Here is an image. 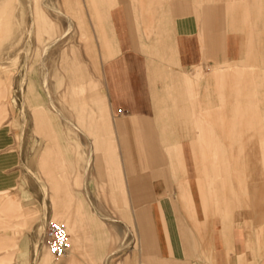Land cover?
Masks as SVG:
<instances>
[{
    "label": "crops",
    "instance_id": "obj_1",
    "mask_svg": "<svg viewBox=\"0 0 264 264\" xmlns=\"http://www.w3.org/2000/svg\"><path fill=\"white\" fill-rule=\"evenodd\" d=\"M87 3L94 14L102 16L110 31L109 36L98 35L105 58L102 73L106 94L90 95L76 107L89 104L96 108L95 104L106 96L110 108L127 114L129 119H119L112 125L96 109L83 116L77 114L78 120L86 118L90 126L99 125L105 132L95 137L88 155L78 144L68 142L63 146L56 134L59 125L55 116L63 114L48 110L50 107L54 111L52 100L43 101L36 79L29 77V114L34 128L44 135L38 164L49 183L51 211L46 220H62L69 231L71 249L62 264H107L121 249L122 239L115 224L105 217L127 218L130 223L129 197L137 209L147 264H239V259L228 262L222 243L228 244L230 231H234L228 215L236 198L248 205L250 198L264 194V183L259 181L264 177V123H258L264 118V107H257L260 101L264 105V67L250 66L253 62L264 64V0ZM28 22L30 33L39 23L44 37L52 39L54 23L38 7ZM16 23L20 24V17L16 18L5 0H0V32L11 31ZM19 31L17 28L14 35ZM60 54L63 69L69 73L66 93L81 97L79 87L94 85V81L87 79L76 55L67 59L63 51ZM197 66H213L202 84L198 82L201 76L188 74ZM201 85L202 91L194 90ZM1 94L4 90L0 89ZM11 101L16 102L17 97L11 96ZM112 128L127 134L121 141L122 148ZM181 135L190 136L197 168L195 187L205 216L212 203L225 215L217 228L221 248L213 262L205 260L202 231L207 228L197 217L183 143L175 137ZM89 166L99 189L96 208L83 195V174ZM169 176L178 184L173 191ZM252 179L258 182H250ZM0 193V264H7L15 255L27 258L30 249L26 238L18 240L25 224L21 202L3 195L6 190ZM102 201L111 205L109 212H101ZM255 201L253 206H262ZM236 231L239 249L243 244L238 226ZM37 243L31 249L34 264H48L49 248ZM151 246L155 258H151ZM116 264H129V258Z\"/></svg>",
    "mask_w": 264,
    "mask_h": 264
},
{
    "label": "rangeland",
    "instance_id": "obj_2",
    "mask_svg": "<svg viewBox=\"0 0 264 264\" xmlns=\"http://www.w3.org/2000/svg\"><path fill=\"white\" fill-rule=\"evenodd\" d=\"M5 2L7 8L11 9L16 18L20 17V24H14L11 31L0 32V89L4 90V94L0 95V192L6 190V193H2L3 195L9 194L21 202L22 210L25 213V224L21 226L18 240L22 241L26 238L30 249L27 258L15 255L7 264H34V255L31 252L33 244L38 242L37 244L40 246L46 245L45 228L48 222L46 217L50 215L51 199H49V183L45 180L38 164V156L42 149L44 135L34 128L29 114L26 97L29 77L36 79V89L43 101H49V98L52 100L54 111L50 107H48V110L51 112L57 111L59 115L63 114L62 117L55 115L58 117L59 128L56 129V134L60 138V143L63 146H67L68 142L72 145L78 144L79 149L83 150L85 155H88L91 148L95 146V137H102L105 129H101L99 125L93 123L90 126L86 118L78 120L76 118L77 114L83 116V114L96 109L112 125L119 119H129V116L117 113L110 108L105 101L106 96L95 104L96 108H93V105L88 106L89 104L76 107V104L90 99V95L94 97V94H106L102 73V62L105 58L98 35L105 34L109 36L110 31L102 20V16L94 14L92 5L88 4L87 0H69V2L66 0H5ZM35 7H38L54 23L55 33L52 39L44 37L46 33L40 31L39 23H36V28L32 29V33H30L28 20L31 18ZM37 21H39L38 16ZM17 28L20 31L15 36L14 32ZM30 34H32V37H30ZM60 34H62L61 37H59ZM46 44L48 48L44 51ZM61 51L64 52L67 59H71L73 55H76L80 65L87 73V79L94 81V85L89 83L84 87H79L81 97L79 95L70 96L66 93L69 73L63 69ZM243 62L246 63L247 61L244 60ZM213 66H197L188 74L194 78L196 75L201 76L198 82L202 84L203 81L201 80L211 73ZM250 66L263 68L264 64L253 62V65ZM73 67L75 68V65L70 66L71 69ZM30 68L32 70H29ZM194 90L200 92L203 87L202 85L199 88L194 86ZM14 95L17 97L16 102L11 101V96ZM196 96L199 97V95ZM260 106L264 107L261 101L258 102L257 107ZM259 122L263 124L264 118L258 120ZM112 131V135L116 136V140L119 142V147L122 148L123 143L121 141L127 134L114 128H112ZM128 135L132 139V134ZM175 137H179L183 143L182 152L197 217L202 219L201 223L207 228L202 231L205 260L213 262L221 248L218 245L220 240L216 235L217 228L222 226V218L225 215L212 203L207 216H205L195 187L197 168L194 152L190 145V136ZM136 169L139 172L138 166H136ZM169 177L170 191H173V186L177 188L178 184L172 176ZM83 179L86 184L83 195L86 197V201L96 208V193L99 189L95 184L97 178L91 166L83 174ZM104 179H107V177H104ZM259 181L264 183V177L260 178ZM250 182L258 181L252 179ZM105 189L108 194L110 191L108 183ZM174 196L176 200V194ZM42 200L45 204L42 203ZM254 201L260 202L262 206H253ZM129 202L130 223L127 222V218L124 221L120 218L112 220L107 216L105 217L106 221L115 224V229L120 231V238L122 239L121 249L111 255L107 264H116L117 261L125 257L129 258V264H147L138 230L135 202L130 197ZM102 206V213L111 210V205H106L103 201ZM229 214L231 229L234 231L233 233L230 231L229 243L227 244L226 241L222 243L228 262L239 259L240 264V259L243 257L244 264H264V194L260 198H250L248 205H244L242 201H238L236 198V201L229 208ZM41 221L44 222L42 228L37 230V225ZM52 221L62 222L67 227L62 220L54 218ZM237 226L243 244L239 249L236 248ZM5 232L10 234L9 230ZM248 240L249 245L247 244ZM149 251L152 254L151 258H155L154 246H151ZM62 256L54 255L53 258L49 254L48 264H62L67 258ZM56 258L57 260H55Z\"/></svg>",
    "mask_w": 264,
    "mask_h": 264
},
{
    "label": "built area",
    "instance_id": "obj_3",
    "mask_svg": "<svg viewBox=\"0 0 264 264\" xmlns=\"http://www.w3.org/2000/svg\"><path fill=\"white\" fill-rule=\"evenodd\" d=\"M67 232L62 223L48 221L45 228V243L54 255H62L68 248Z\"/></svg>",
    "mask_w": 264,
    "mask_h": 264
},
{
    "label": "bare ground",
    "instance_id": "obj_4",
    "mask_svg": "<svg viewBox=\"0 0 264 264\" xmlns=\"http://www.w3.org/2000/svg\"><path fill=\"white\" fill-rule=\"evenodd\" d=\"M52 44V43H51ZM29 89H31V88H28L27 90H28V93L30 92L29 91ZM34 93V92H33ZM33 93H31V95L33 94ZM30 95V94H29ZM30 95V96H31ZM35 95H33V97H34ZM32 97V96H31ZM36 100H37V98H35ZM35 102H37V101H35ZM45 108V107H44ZM82 108V107H81ZM79 112V111H78ZM57 222V221H56ZM59 223H62V222H59ZM63 224V223H62ZM64 225V227H65V229L67 228L66 226H65V224H63ZM71 225H73V224H71ZM70 225V226H71ZM73 228V227H72ZM71 231V230H70ZM66 232H67V236H68V228L66 229ZM67 242H68V248H67V250H66V252L64 253V254H62V255H60V256H62V257H64V256H66L68 253H69V251H70V249H71V243H70V240H69V236H68V238H67ZM51 252V251H50ZM51 254H52V256H53V258H54V254L51 252ZM55 260H57V258L55 259ZM72 264V263H71Z\"/></svg>",
    "mask_w": 264,
    "mask_h": 264
}]
</instances>
